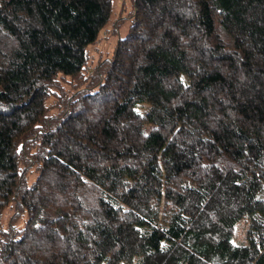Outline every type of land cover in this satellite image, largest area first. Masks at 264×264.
<instances>
[{
	"label": "trees",
	"instance_id": "obj_1",
	"mask_svg": "<svg viewBox=\"0 0 264 264\" xmlns=\"http://www.w3.org/2000/svg\"><path fill=\"white\" fill-rule=\"evenodd\" d=\"M114 1L0 0V264H264V0Z\"/></svg>",
	"mask_w": 264,
	"mask_h": 264
},
{
	"label": "rangeland",
	"instance_id": "obj_2",
	"mask_svg": "<svg viewBox=\"0 0 264 264\" xmlns=\"http://www.w3.org/2000/svg\"><path fill=\"white\" fill-rule=\"evenodd\" d=\"M131 8L130 0H115L113 3L112 15L108 25L99 35L98 40L89 48L90 59L95 63L99 58L109 56L115 46L117 36L126 30V23L120 18H124ZM120 23V25H119ZM244 228L239 225L236 228V240H240Z\"/></svg>",
	"mask_w": 264,
	"mask_h": 264
}]
</instances>
